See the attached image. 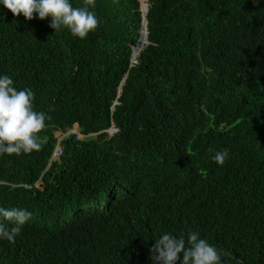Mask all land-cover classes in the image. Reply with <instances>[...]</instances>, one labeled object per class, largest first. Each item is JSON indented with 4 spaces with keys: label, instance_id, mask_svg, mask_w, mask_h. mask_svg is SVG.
<instances>
[{
    "label": "trees",
    "instance_id": "1",
    "mask_svg": "<svg viewBox=\"0 0 264 264\" xmlns=\"http://www.w3.org/2000/svg\"><path fill=\"white\" fill-rule=\"evenodd\" d=\"M95 3L83 40L0 3V76L50 117L39 151L0 156V207L32 213L0 264H152L193 231L264 264V0Z\"/></svg>",
    "mask_w": 264,
    "mask_h": 264
},
{
    "label": "clouds",
    "instance_id": "2",
    "mask_svg": "<svg viewBox=\"0 0 264 264\" xmlns=\"http://www.w3.org/2000/svg\"><path fill=\"white\" fill-rule=\"evenodd\" d=\"M0 3L15 18L21 15L26 21L50 18L49 27L55 33L66 29L73 38L81 40L96 31L100 24L92 10L96 7L95 0H82L80 6H73L71 0H0ZM252 3L258 4L259 0H252ZM33 101L34 93L30 89L18 90L11 77L0 76V156L27 155L41 149L40 133L50 117L43 111H36ZM63 136L57 138L53 153L57 150L58 154L56 158L50 157L48 166L58 159L59 141ZM227 157L228 151L224 150L215 152L211 159L223 166ZM31 217L32 213L24 208L0 207V240L15 242ZM154 241L149 248L152 264H177L178 261L180 264H222L221 251L202 239L198 232H189L186 238L164 233Z\"/></svg>",
    "mask_w": 264,
    "mask_h": 264
},
{
    "label": "water",
    "instance_id": "3",
    "mask_svg": "<svg viewBox=\"0 0 264 264\" xmlns=\"http://www.w3.org/2000/svg\"><path fill=\"white\" fill-rule=\"evenodd\" d=\"M137 1H138V0H137ZM138 3H139V2H138ZM139 11H140V13H141V19H142V20H141V30H142V29L144 30L145 37H146L147 31H146V19H145V14H146V12H147V4L145 3V4L140 5V3H139ZM140 36H141V32H140V35H139L138 41H139V39H140ZM141 48H142V47H141ZM141 48H138V46L134 47V49H133V51H132V54H131V61H134V58L136 57V56H134V53L137 52V54H138ZM137 54H136V55H137ZM118 88H119V87H118ZM119 90H120V88L118 89V93H119ZM114 104H115V103H114ZM107 132H108L109 135L113 134V133L115 132L113 126H110V128L107 130ZM68 133H74V131H71V130H70ZM68 133H67V134H68ZM51 159H53V155L51 156Z\"/></svg>",
    "mask_w": 264,
    "mask_h": 264
},
{
    "label": "rangeland",
    "instance_id": "4",
    "mask_svg": "<svg viewBox=\"0 0 264 264\" xmlns=\"http://www.w3.org/2000/svg\"><path fill=\"white\" fill-rule=\"evenodd\" d=\"M141 2H144V0H141ZM72 131H74L75 133H76V126L74 125V127H73V130ZM54 135H56V136H59V134L58 133H55ZM79 139L81 138L80 136L78 137Z\"/></svg>",
    "mask_w": 264,
    "mask_h": 264
},
{
    "label": "bare ground",
    "instance_id": "5",
    "mask_svg": "<svg viewBox=\"0 0 264 264\" xmlns=\"http://www.w3.org/2000/svg\"><path fill=\"white\" fill-rule=\"evenodd\" d=\"M56 156H57V154H56Z\"/></svg>",
    "mask_w": 264,
    "mask_h": 264
}]
</instances>
